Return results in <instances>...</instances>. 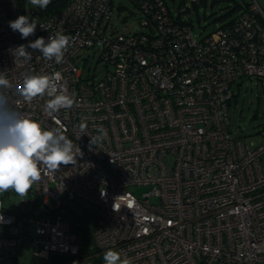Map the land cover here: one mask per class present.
Listing matches in <instances>:
<instances>
[{
	"label": "built area",
	"instance_id": "built-area-1",
	"mask_svg": "<svg viewBox=\"0 0 264 264\" xmlns=\"http://www.w3.org/2000/svg\"><path fill=\"white\" fill-rule=\"evenodd\" d=\"M127 1L139 30L117 31L115 0H69L43 17L37 6L0 0V74L12 85L0 91L44 127L62 125L82 152L75 165L42 170L25 196L0 193V264H95L110 248L133 264H264V141L249 147L228 117L232 84L264 77L260 4L249 0L197 38L185 3L173 14L166 0ZM19 15L37 22L27 39L9 26ZM57 31L70 37L62 63L28 47ZM19 45L30 58L13 51ZM85 49L104 63L101 78L83 74ZM28 72L58 73L73 107L49 115L47 96L25 102L15 85ZM76 197L97 208L82 243L61 211H81Z\"/></svg>",
	"mask_w": 264,
	"mask_h": 264
},
{
	"label": "clouds",
	"instance_id": "clouds-1",
	"mask_svg": "<svg viewBox=\"0 0 264 264\" xmlns=\"http://www.w3.org/2000/svg\"><path fill=\"white\" fill-rule=\"evenodd\" d=\"M33 6L45 8L50 0H29ZM37 22L30 20L28 15H19L9 21L13 31H18L22 39L35 34ZM70 43V37L57 31L47 37H38L30 41L28 47L39 50L46 60L63 62L64 53ZM19 57L30 58L24 45L13 50ZM59 74L24 73L15 85L16 93L27 103L35 98L48 97L44 111L49 115L61 109H70L75 100L66 88H59ZM12 87L10 81L0 74V88ZM86 125L81 124L80 130L85 132ZM100 135L90 137V144L95 145L106 135L103 128ZM87 135V134H84ZM79 138V137H78ZM80 148L74 150L73 141L65 135L63 126L48 129L31 113L25 114L10 106L7 96L0 91V193L12 190L19 196H25L32 186L41 180L42 170L51 173L58 171L61 165H75L81 156ZM104 264H133V261L113 249L103 253Z\"/></svg>",
	"mask_w": 264,
	"mask_h": 264
},
{
	"label": "rangeland",
	"instance_id": "rangeland-1",
	"mask_svg": "<svg viewBox=\"0 0 264 264\" xmlns=\"http://www.w3.org/2000/svg\"><path fill=\"white\" fill-rule=\"evenodd\" d=\"M119 1L123 7H114L111 15V22L118 32H127L128 30H139L137 11L127 0ZM241 0H197L195 7L189 0H166L172 13H176L177 8L185 3L190 7L189 17L187 21L191 23L192 32L195 37H203L213 31L222 23L229 21L238 11L228 12L229 5ZM249 1V0H245ZM259 4L264 7V0H258ZM29 8H34L29 0H23ZM234 13V14H233ZM85 59L83 65V74H92L97 78H101L105 73V66L101 60H96V54L92 49H85L82 53ZM233 96L228 102L229 129L236 135L243 136L249 147H256L264 141V77H249L236 80L232 86ZM264 164V156H263ZM147 187L136 188L132 190L137 195ZM50 204L54 201L49 199ZM75 203L81 207V211L69 206L61 208L62 213L68 216L71 221L70 230L75 231L79 238V243L87 240L91 235L95 214L97 208L90 202L76 197ZM29 217H37V214L29 215ZM75 223L78 225L75 226ZM89 243V241H87ZM95 264H104L103 256L95 258Z\"/></svg>",
	"mask_w": 264,
	"mask_h": 264
},
{
	"label": "trees",
	"instance_id": "trees-1",
	"mask_svg": "<svg viewBox=\"0 0 264 264\" xmlns=\"http://www.w3.org/2000/svg\"><path fill=\"white\" fill-rule=\"evenodd\" d=\"M19 1L21 3L23 0H19ZM68 1L69 0H50V3L45 8H39L37 6L38 7V15L43 17V16H46V15L52 14V13L56 12L57 10L63 8L67 4ZM196 1L197 0H191L192 7H195ZM248 2L249 1L241 0L240 2L231 3L229 5L230 9H229L228 12H235V11H238V12L234 16H232V18L229 21L233 20L238 15V13L241 11V9H243L246 6V4ZM261 8H262V10L264 12V7L261 6ZM190 9H191L190 7H187L188 17H189ZM259 19L263 22V20L261 18H259ZM229 21H226V23H228Z\"/></svg>",
	"mask_w": 264,
	"mask_h": 264
},
{
	"label": "water",
	"instance_id": "water-1",
	"mask_svg": "<svg viewBox=\"0 0 264 264\" xmlns=\"http://www.w3.org/2000/svg\"><path fill=\"white\" fill-rule=\"evenodd\" d=\"M52 262H58L63 259L62 256L52 255Z\"/></svg>",
	"mask_w": 264,
	"mask_h": 264
}]
</instances>
